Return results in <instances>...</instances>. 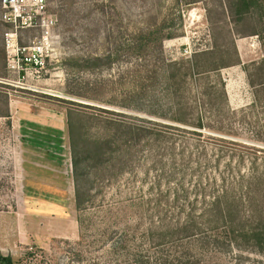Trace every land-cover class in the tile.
<instances>
[{
  "label": "rangeland",
  "instance_id": "obj_1",
  "mask_svg": "<svg viewBox=\"0 0 264 264\" xmlns=\"http://www.w3.org/2000/svg\"><path fill=\"white\" fill-rule=\"evenodd\" d=\"M227 2L47 0L46 16L53 24L47 28L43 65L37 68L31 61L19 71L11 69L6 56L0 7V84L13 85L8 87L16 111L24 106L31 116L29 133L20 131L22 118H16L14 133H8L13 161L0 160V255L10 256L14 264H264V247L250 241L252 233L264 231V181L249 196L234 200L231 219L201 217L204 205L198 197L195 220L204 225L190 235L175 230L185 213L180 218L175 203H158L156 191L150 193L156 171L149 153L139 149L137 174L119 173L121 162L113 160V182L101 185V195L93 190L95 202L86 203L81 213L83 228L77 221L68 118L83 121L80 156L102 164L108 149L93 139L106 132L104 118L154 129L176 125L167 119L175 102L166 91L167 70L175 69L168 62L197 52L208 53L197 58L199 71L220 68L229 109L206 114L210 119L199 139L168 132L179 149L194 140L204 146L201 154L193 149V159L197 154H225L217 168L214 163L201 167L209 191L224 189L226 180L239 192L242 181L235 179L236 168L245 172L250 167L251 174L252 154L264 157V0L239 21L229 18ZM44 30L36 26L20 31L18 43L31 52ZM140 41L148 46L134 50ZM198 84L201 91L217 81ZM22 149L31 160L26 170L20 168ZM186 150L192 148L186 145ZM228 158H233L232 171ZM261 165L258 161L255 166ZM144 168H151L146 183L140 173Z\"/></svg>",
  "mask_w": 264,
  "mask_h": 264
},
{
  "label": "trees",
  "instance_id": "obj_2",
  "mask_svg": "<svg viewBox=\"0 0 264 264\" xmlns=\"http://www.w3.org/2000/svg\"><path fill=\"white\" fill-rule=\"evenodd\" d=\"M259 0H228L226 9L228 10L229 18L232 21H239L243 19L247 13H251L255 5ZM150 33L147 34V38L150 41ZM139 42V41H138ZM142 46H148L147 42L140 41L139 45H136L134 50L139 51ZM151 54V51L150 53ZM205 51L197 52L193 54L191 58H182L178 61L168 62V66H174L175 69L167 70L166 81L168 86L166 91L175 98V102L172 105V111L167 119L175 122L176 125L162 124L163 129L148 128L145 126L133 125L131 123H117L118 121L112 118H104V125L107 128L103 135H97L93 139L94 144H98L103 148L108 149V158L100 165H96L88 157L80 156V138L83 132V121L80 118H68V134L69 145L71 154V166L72 175L74 179V195L76 210L78 211L77 221L79 226L83 228L86 223V218L83 216L84 205L86 203L93 204L95 202V195L92 194L93 190H98L99 195L102 193L101 185L109 187L113 182L115 175L111 173L115 162L117 160L121 162V170L119 173L135 175L139 166L138 149L149 153L151 160L150 167L155 170L153 182L148 185L150 193L156 191L158 203L165 201L169 205L175 203L179 208V217L185 213V218L181 222L178 220L175 230L190 231V235L195 231L198 232L202 229L201 223H197L195 220V212L197 202L201 197L200 202L204 207L199 213L201 217L209 218L213 215H219L224 218L231 219L234 214V200L240 199L243 195H250V193L256 188L262 181H264V165L255 166L258 161L264 163V157H258L255 153L251 156L252 170L250 174V167L247 171L243 172L240 167L234 171L236 174V180L241 179L242 184L239 187V192L235 190L232 181L224 180V189L219 190L215 187L211 191L203 183L201 175V167L205 163L215 164L217 168L224 155L211 154L204 157L197 154L193 159L194 151L201 154L205 152L204 146H201L196 140L195 144L190 142L187 144H179L172 134L168 131L172 130L185 133L187 135L199 139L202 136L200 130L207 126L206 114L215 116L217 114H224L228 111V100L225 91V82L219 72L218 66L213 67L211 71H199L197 58L203 55H207ZM148 56V55H147ZM146 57V56H145ZM137 56V59L144 58ZM110 59V57L108 58ZM96 60H100L97 58ZM151 65V64H150ZM147 69H145L146 73ZM153 72L149 70V74ZM143 77V76H142ZM151 76L146 78V81ZM214 78L217 81V85H212L207 90L199 91L196 87L201 80H211ZM200 80V81H199ZM220 100V101H218ZM218 101V102H217ZM230 111V110H229ZM118 132V133H117ZM121 132L120 138L117 134ZM95 136V135H94ZM186 142V141H185ZM186 145L192 150L187 151ZM258 150H255L256 152ZM188 152V154H186ZM147 158V154L144 158ZM137 158V159H136ZM259 159V160H258ZM146 160V159H145ZM243 162H245L243 160ZM226 163V162H225ZM233 158H228L226 165L229 171L233 170L232 167ZM255 164V165H254ZM91 167V168H90ZM151 168H144L140 173L143 175V183L148 181L151 173ZM261 168V170H260ZM89 169V170H88ZM212 170V169H211ZM91 173V174H90ZM108 173V174H107ZM104 174L110 175L104 177ZM86 182L88 183L87 187ZM190 189H189V187ZM189 196L193 198L189 200ZM172 197V198H171ZM182 200H187V204H184ZM223 206V208H222ZM226 213V215H224ZM162 225V224H161ZM208 225V224H207ZM163 226H160V229ZM169 229L170 236H173L172 228L165 226L164 231ZM151 230V228L149 229ZM255 245L264 247V231L252 233L250 237ZM161 243H165L161 240ZM0 264H14L10 256L0 255Z\"/></svg>",
  "mask_w": 264,
  "mask_h": 264
},
{
  "label": "built area",
  "instance_id": "obj_3",
  "mask_svg": "<svg viewBox=\"0 0 264 264\" xmlns=\"http://www.w3.org/2000/svg\"><path fill=\"white\" fill-rule=\"evenodd\" d=\"M1 21L6 26L3 33L6 56L11 69L18 71L24 64L33 61L37 68L43 65L45 45L48 41V27L53 24L51 17L46 16L47 0H0ZM41 26L45 28L41 43L29 47L18 43L20 31Z\"/></svg>",
  "mask_w": 264,
  "mask_h": 264
},
{
  "label": "crops",
  "instance_id": "obj_4",
  "mask_svg": "<svg viewBox=\"0 0 264 264\" xmlns=\"http://www.w3.org/2000/svg\"><path fill=\"white\" fill-rule=\"evenodd\" d=\"M4 85V86H3ZM13 87V85L9 83L2 82L0 84V133L2 134L1 139L4 142V148L0 149V160L5 161L7 164L9 161H13L14 159V150L8 149L7 145V139H8V133H14L15 125H16V118H22L19 122L20 124V131L23 135H26V132L29 133L30 130V115L25 113L26 108L24 106L19 107L18 111H16V104L14 101V95L10 94L9 87ZM228 85H226L227 87ZM226 93H228V89L226 90ZM2 146V147H3ZM20 157V168L22 170L29 169L31 167V160L28 158V160L25 159V150L22 149L21 152H19Z\"/></svg>",
  "mask_w": 264,
  "mask_h": 264
}]
</instances>
